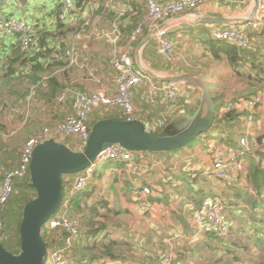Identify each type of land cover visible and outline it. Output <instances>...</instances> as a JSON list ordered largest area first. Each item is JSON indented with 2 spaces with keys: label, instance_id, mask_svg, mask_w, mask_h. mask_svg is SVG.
<instances>
[{
  "label": "crops",
  "instance_id": "crops-1",
  "mask_svg": "<svg viewBox=\"0 0 264 264\" xmlns=\"http://www.w3.org/2000/svg\"><path fill=\"white\" fill-rule=\"evenodd\" d=\"M158 1L165 3L169 0ZM255 8L256 0H210L193 11L167 16L161 26L167 29L176 46L175 60L169 63L160 55L159 41L152 36L151 30L146 28L133 38L137 26L146 18V0H76L73 10L64 21L59 18L60 0H15L4 7L8 16L27 19L37 25L41 34L48 33L47 39H44L49 42L50 48L61 45L77 49L79 66L61 62L63 66L54 68L52 73H40L43 78L53 74L51 76H56L66 84L73 83L70 86L81 92L91 94L100 90L113 95L117 91L116 72L111 61L114 56L127 53L135 67L156 76L192 75L203 78L209 84L217 106L214 125L198 138L196 144L192 142L193 145L171 151H134L136 175L119 161H108L97 167L87 184L96 186L88 202L90 206H97L87 232L92 234L95 228L100 229L93 236L83 233L81 240L88 244L95 242L94 238L98 243L97 248H102L94 251L97 259L90 262L75 257V264H137L127 255L112 253L120 244L132 245L133 235L115 222L111 221L113 224L109 225L104 223L107 213L109 216L140 214L139 221L149 223L151 227H156L155 222L148 218L160 222L172 213L182 226L180 231L190 233L187 241L191 251L213 256L219 255L217 251L223 252L241 264H254L263 259L264 249L257 246V238L264 232V198L261 196L264 192V105H259L252 112L248 109L247 100L264 94V85L260 87L253 79L260 74L249 62H244L245 68L239 69L227 61L226 51L219 48L222 45L239 47L217 41L212 36L213 31L218 29L244 27L256 14ZM260 14L262 25L250 29L249 34L254 40L250 53L262 56L263 45L257 42L264 40V12L260 11ZM215 19L227 22H213ZM179 27L182 29L169 33ZM18 43L19 38L14 34L0 32V94L12 90L19 95L17 98L20 102L14 111L24 113L25 109L42 100L43 106L39 109L38 117H49V120L56 122L64 120L67 114L72 113L70 102L58 104L56 99L47 100L43 87L37 88L32 96V89L39 81L7 76L6 64ZM148 76L151 80L137 85L132 91L135 120L148 132L160 133L165 130L170 134H178L187 130L204 107L202 90L183 84L181 99L171 102L163 91L155 90L153 84L160 81L150 74ZM26 81H32L35 86L31 85L29 90L26 87L19 90L20 84ZM153 99L158 102L157 106L153 105ZM250 113L255 116L253 123L247 120ZM106 119L126 120L119 108L95 107L90 115L91 128L98 121ZM243 135H247L254 145L253 156L247 159L245 172L240 174L236 184L224 183L212 173L215 151L221 147L238 150ZM48 139H54L74 151H82L80 140L75 135H52ZM1 144L4 147L0 151V158L5 159L8 145L3 140ZM21 154L16 159L18 163ZM72 175L76 174L63 176V184H67L68 189L72 186V183L69 184ZM142 186L150 187L151 194L144 193ZM127 195L129 198L123 200ZM205 197L222 199L228 215L230 213L229 218L234 216L230 219L231 234L224 240L228 243L226 246L213 240L210 235L196 231L194 215ZM179 241L177 239L175 244H180ZM110 242L116 243L112 246L113 256L102 253V244ZM237 243L247 250L235 251L233 245ZM133 246L137 247L135 244ZM225 248L233 253L225 252ZM240 253L243 255L240 256Z\"/></svg>",
  "mask_w": 264,
  "mask_h": 264
},
{
  "label": "built area",
  "instance_id": "built-area-1",
  "mask_svg": "<svg viewBox=\"0 0 264 264\" xmlns=\"http://www.w3.org/2000/svg\"><path fill=\"white\" fill-rule=\"evenodd\" d=\"M15 0H0V32L14 34L19 38L20 50L23 53L37 51L41 44V32L34 22L16 16H8L4 7ZM210 0H169L160 3L158 0H146L147 15L141 22L133 38L143 33L148 28L152 36L159 41L160 55L169 63H173L176 56V46L170 39L168 31L161 26L169 15L184 14L193 11ZM76 0H60L59 18L64 21L73 10ZM259 10L242 28L218 29L213 31V38L236 45L241 49L248 48L250 40V29H257L262 25L263 18L260 14L264 12V0H259ZM55 62H66L70 66H79L77 49L74 47L56 46L52 52ZM111 64L116 72V93L108 95L104 91H95L88 94L79 91L73 86H66L56 96L58 104L70 102L72 113L66 119L58 122L52 128H45L30 138L23 147L20 162L16 167L0 166V213L4 211L7 203L15 192L17 179H27L30 175L32 153L37 145L46 141L52 135L77 136L80 147L84 150L91 135L90 115L95 107L119 108L126 120L135 119V104L132 99V91L137 85L145 84L151 80L143 68L135 67L133 60L127 53H121L113 57ZM154 83V82H153ZM155 90H161L168 101L177 102L182 97L184 85L181 83L156 82L153 84ZM36 88L32 89V96ZM154 106L158 102L153 99ZM264 105V94L260 93L247 100L248 109L252 112L259 106ZM253 113L247 115V120L253 123ZM160 125V124H159ZM238 150L229 147H221L215 151V160L212 173L220 181L227 184H236L241 173L245 172L246 161L253 156L254 145L247 135L239 140ZM119 161L133 175L137 174L135 169L134 151L121 144H113L102 150L97 159L88 166L81 175L77 177L70 189L64 195L61 208L53 214L44 226V236H48L53 243L47 248V256L44 264H75V257L71 252L80 238V226L78 221L69 215V207L73 198L82 192L93 176V167L102 162ZM82 171V172H83ZM81 173V172H80ZM144 193L151 194L150 187L143 188ZM261 196L264 198V192ZM197 233L213 235L217 239H225L231 234V223L225 202L217 197H205L202 200L201 211L194 215ZM6 223L0 219V237L7 238L5 230ZM165 264V262H163ZM166 264H169L166 262Z\"/></svg>",
  "mask_w": 264,
  "mask_h": 264
},
{
  "label": "water",
  "instance_id": "water-1",
  "mask_svg": "<svg viewBox=\"0 0 264 264\" xmlns=\"http://www.w3.org/2000/svg\"><path fill=\"white\" fill-rule=\"evenodd\" d=\"M259 6L260 2L256 0L255 12ZM213 22L227 21L215 19ZM182 27L170 30L169 33ZM147 73L160 82L189 84L202 90L204 107L193 125L178 134H170L165 130L155 133L145 131L135 119H106L92 126L88 144L82 151H74L54 139L37 145L32 153L29 182L36 196L23 209L20 223L21 253L7 250L0 240V264L45 263L48 244L43 229L64 202L63 176L82 172L97 159L102 150L113 144H121L131 151H171L192 143L214 125L217 106L210 86L203 78L192 75L160 77L152 72Z\"/></svg>",
  "mask_w": 264,
  "mask_h": 264
},
{
  "label": "trees",
  "instance_id": "trees-1",
  "mask_svg": "<svg viewBox=\"0 0 264 264\" xmlns=\"http://www.w3.org/2000/svg\"><path fill=\"white\" fill-rule=\"evenodd\" d=\"M47 34H45V33L41 34L40 47L37 49V51L32 52V53H23L20 50V42H19L18 45L16 46L14 52H13L12 58H10L6 64V69H7V76H10V77L17 76L18 80H20L22 78H26V79H32L33 78L34 81H36V82L39 81V83H40L39 88L43 87V89H45V90H43V93L45 95L44 97L47 98V100L52 101L53 99H56L57 94L63 88H65L67 86V84L65 82L60 81L56 76H51L53 74H50V76H48L47 78H43L40 75V73H52L54 68L63 66V64L61 62L53 61L51 56H52V52H53L54 48L49 47V42L46 41ZM44 35H45V37H44ZM44 38H46V39H44ZM252 39H253V37L250 36L251 41H252ZM257 43H261L263 45L262 47L264 49V40L257 42ZM219 48H222L226 51L225 54L228 56L227 61L231 65L236 66L239 69H244L245 64H243V63L249 62L252 65L254 70L259 72L260 75L264 76V50H263V52L261 51L262 56L256 55V54H251L250 53V50L252 48L251 43H250L249 47L245 48V49L235 48V47H232L230 45H222V46H219ZM259 56L262 57V59L259 58L261 60L258 59ZM260 75H259V77H256L253 79L256 80L257 84L260 85V87H261L262 84L264 85V77H262ZM0 103H1V101H0ZM106 117L116 118L114 116H106ZM4 129H5V124L3 122H0V130H4ZM2 147H4V146H2V144H1L0 151L2 150ZM5 154H6V158L5 159L0 158V164L6 166L8 168L18 166L19 163L17 162L16 159H14L13 156H9L7 151H5ZM82 173H84V171L79 173V174L81 175ZM95 173H96V171H94L93 174H95ZM79 174H76L75 176L72 175L71 179H70L71 181L69 182V184H71V183L73 184L76 181ZM29 180H30V175H29ZM29 180L28 179L26 180L25 185L19 184L20 182L16 183V185H15L16 194L14 196H12L11 199L9 200V202L7 203L8 207L6 206L4 211H2L0 213V219H3L5 221V223L7 221L4 231H6L7 238H8V240H4V239H2L4 241H2L1 239L0 240L3 243V245L5 246V248L7 250L13 252V253L18 252L21 248L20 223H21V220L23 217V209L22 208L24 207V206H19L18 208H16L17 207L16 205L18 203H20V201H22V204L23 203L26 204L27 202H29L33 198H35L33 192L30 194V191H35V190L29 187V184H28ZM66 187H67V184H66V186H64V190L68 189ZM94 188H96V186L87 185V187L82 192H80L78 195L75 196V198H73V200L71 201L70 207H69V215L71 217L75 218L78 221V224L80 226V229H79V231L81 232L80 236H82L84 231H85V234L88 233L87 229L90 226L93 215L96 214L97 206H95V205L90 206V203L88 202L89 198L93 195V192H94L93 189ZM18 193H20V194L18 195ZM65 194H66V192H65ZM85 211H89V213H87V212L85 213ZM200 211H201V207L199 208L198 212H200ZM99 229L100 228H95L94 232L92 234H89V235H91V236L95 235ZM17 232H18L17 235H19L18 241H16L17 236H15V234ZM12 233L14 234V236H12ZM210 236L213 238V240L221 242V244L224 246H226L228 244L227 241H224V240H226V238L225 239H217L213 235H210ZM80 239L81 238H79V240L75 244V246L73 248V252H71L73 254V256L76 257L77 259H78V257H81L82 259H80V260H87L90 262L93 259H97L98 256L96 254H94V251H97L98 249H100L102 247L97 248L98 243H96L97 242L96 239H93L95 242H88V244L85 243L84 241L80 240ZM257 240H258L257 246H261L264 249V232H262V234L259 235ZM45 241L49 244V246H51L57 242L56 240H53V243H51L50 242L51 240L46 235H45ZM114 244H116V243L110 242V243L102 244L104 247L102 249V253L104 255L106 254L108 256H113L111 251H112V246ZM237 244L238 245H233V249L235 251L241 252V251L247 250L246 248H243L240 243H237ZM208 246L211 249H215L214 246H210V245H208ZM89 251H91V252H89ZM224 251L228 252V253H233V251L227 250V248H225ZM248 264H252V263H248ZM254 264H264V257L262 260L257 261Z\"/></svg>",
  "mask_w": 264,
  "mask_h": 264
},
{
  "label": "rangeland",
  "instance_id": "rangeland-1",
  "mask_svg": "<svg viewBox=\"0 0 264 264\" xmlns=\"http://www.w3.org/2000/svg\"><path fill=\"white\" fill-rule=\"evenodd\" d=\"M253 42L254 40L252 39L251 43L253 44ZM57 74L60 75V73ZM68 84L70 85L73 83L69 82L67 83V86H69ZM31 85H32V81H28V82L26 81L20 84L18 89L22 91L26 87L29 90L36 84L32 85V87ZM39 86L40 83H37V85L33 88L37 89L39 88ZM18 96L16 93H13L12 90H10L9 93H2V95L0 94V101H1L0 121L6 124V129L1 131L0 141L3 140L4 143L8 145L6 151L8 152V155L13 156L14 159H17L18 156H20L21 150L23 149L25 143H27V141L30 138H32L38 132L44 130L45 128H52L56 122V120L55 121L49 120L48 119L49 117L47 119H43V117L42 118L38 117L39 109L43 106L42 100H39L38 103H34L33 106H31L29 109H25L24 113H19V110L14 111V107L17 105V103L20 102L19 98H17ZM44 106H46L45 102H44ZM68 115L69 114H67L66 117ZM50 118H52V116ZM198 141L199 139H196L195 141H193V144H196V142ZM104 163L106 162L100 163L99 165H97V167ZM97 167L94 166L93 170L95 168L97 169ZM27 179L29 180V177H27ZM16 183L25 185L26 179L19 178L17 179ZM29 187L32 188L30 185ZM144 187L145 186H142V188ZM32 192L34 193V196H36L35 191H30V194ZM135 192L136 191H134V193ZM15 194L16 192H14L12 196H14ZM19 194L20 193H18V195ZM126 197L129 198L127 195L124 196L122 199L125 200ZM119 201L122 202V200ZM16 206H17L16 208H18L19 206H25V204L24 203L22 204V201H20V203H18ZM22 209H24V207ZM86 212L89 213V211H85V213ZM107 215L108 216H105L106 221H104V223L109 225V224H113L112 222H115L121 227H123V229L126 230L127 232L130 231L133 235L132 237L133 241L131 243L132 245L128 243H125L123 245L120 244V246H117L112 251V253L115 255H119V254L127 255L129 258L132 259V261L133 260L137 261V264H145V263L148 264L152 262H156L158 264H161L163 262H165V264L166 262H168L169 264H190V263L191 264H241V262L234 260V258H230L228 255L224 254L223 252L218 253L217 251L216 254L219 255L213 256L210 255L209 252H208L209 255H207L204 254L203 252L198 253L191 251L189 249L191 248L190 243L187 241L188 239L187 237L189 236L190 233L188 232L185 233V231H183L182 233L180 231L182 229V226H180V224L177 221V217L174 216L172 213L167 216L168 217L167 219H161L160 222L152 218H148L152 220V222H155L154 225L156 227H151L149 223L140 222L139 221L140 214L128 213L120 216L117 215L109 216V213H107ZM233 217L234 216L232 215L230 219ZM176 225L179 227L178 228L172 227ZM83 233H85V231ZM17 234L18 232L15 234V236H17L16 241H18L19 239V235ZM88 234L89 233H86V235ZM113 235L115 236V234ZM12 236H14L13 233ZM153 238H155V240L151 241ZM177 239L181 240V242L179 241L180 244H175ZM4 240H8V238ZM134 244L137 246L136 248L133 246ZM16 253L20 254L21 249ZM193 253L194 255L192 256ZM239 255L242 256L243 253H240ZM250 256L252 258L254 257L252 254ZM239 260L242 261L243 259L239 258ZM92 264H94V262Z\"/></svg>",
  "mask_w": 264,
  "mask_h": 264
}]
</instances>
